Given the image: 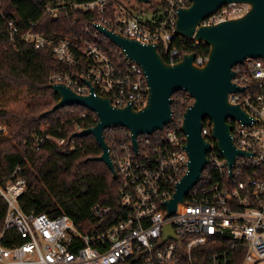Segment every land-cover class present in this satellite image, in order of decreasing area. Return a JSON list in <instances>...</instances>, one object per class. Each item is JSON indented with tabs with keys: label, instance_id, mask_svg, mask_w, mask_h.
<instances>
[{
	"label": "built area",
	"instance_id": "2783aa9c",
	"mask_svg": "<svg viewBox=\"0 0 264 264\" xmlns=\"http://www.w3.org/2000/svg\"><path fill=\"white\" fill-rule=\"evenodd\" d=\"M149 3L146 13L124 0H47L46 14L53 18L76 11L96 14V21L85 24L89 38L51 37L37 31L34 23L23 31L14 18L5 17L3 12L1 15L10 42L22 39L36 48H51L55 63L49 83L65 84L87 95L90 81L95 94L109 97L113 105L131 104L141 109L148 102L150 89L144 68L96 24L143 43L157 44L171 64L195 52V64L204 66L210 50L204 41L176 33L178 11L190 6L191 0ZM250 8L248 2H233L202 24L238 18ZM234 69L233 81L244 90L231 92L229 100L240 104L251 121L229 117L228 122L236 147L245 154L237 155L230 165L213 138L212 120L205 119L203 135L213 143L209 163L175 213L169 214L167 201L174 197L190 160L183 122L194 97L184 90L173 94V120L162 130L140 134L137 147L127 126L105 129L119 198L113 205L96 202L91 207L90 223L81 225L66 213L25 212L20 199L28 184L21 165L0 179V197L8 203L0 228V264H194L196 249L210 242L219 248L210 254L209 264H264V59L248 57ZM89 114L96 121L93 127L99 117L92 110L83 111L82 116ZM85 125L77 124L76 132L86 129ZM46 129L41 128L42 132ZM1 131L6 127L0 122ZM46 140L77 148L73 136L45 132L40 143ZM168 224H172L175 236L165 238ZM217 236L226 239L213 240Z\"/></svg>",
	"mask_w": 264,
	"mask_h": 264
},
{
	"label": "trees",
	"instance_id": "16d2710c",
	"mask_svg": "<svg viewBox=\"0 0 264 264\" xmlns=\"http://www.w3.org/2000/svg\"><path fill=\"white\" fill-rule=\"evenodd\" d=\"M46 4L47 0H0V122L6 127L0 132V179L23 166L28 184L20 199L23 210L53 216L66 213L82 225L93 220L91 207L96 202L113 205L119 198L118 179L105 162L92 158L102 153L96 138L75 135L77 124L85 122L89 128L96 121L92 114L82 116L86 110L71 105L52 110L60 96L48 86L55 63L51 48H36L22 39L10 42L1 12L14 18L21 30L34 23L37 31L51 37L89 38L85 24L98 17L76 11L53 18L46 14ZM46 111L49 114L42 117ZM43 126L57 137H76L77 148L49 140L40 143ZM107 141L110 144L108 136ZM64 148L68 150L63 152ZM7 209L6 199L0 197V228ZM218 248L213 242L197 248L193 263L209 264L210 254Z\"/></svg>",
	"mask_w": 264,
	"mask_h": 264
},
{
	"label": "water",
	"instance_id": "95a60500",
	"mask_svg": "<svg viewBox=\"0 0 264 264\" xmlns=\"http://www.w3.org/2000/svg\"><path fill=\"white\" fill-rule=\"evenodd\" d=\"M150 2V0H139ZM191 5L178 11L177 35L204 41L209 45V59L204 66L195 64L196 53H187L183 60L171 64L160 53L158 45L143 43L123 35L102 24L96 28L111 41L120 46L127 56L138 62L145 70L149 89L147 104L135 109L131 104L119 107L109 97L96 95L95 88L87 81L91 91L79 94L61 83H49V87L59 94L60 99L53 111L67 105H80L97 113L99 120L93 127L86 128L75 135H93L102 153L93 159L105 162L114 177L117 176L111 157L105 129L111 126H127L132 131L134 146H138V136L162 130L173 120V94L184 90L190 92L194 102L185 113L183 130L187 134L185 148L189 154V169L177 184L174 197L167 201L169 214L176 212L179 202L202 176L209 163L208 152L212 141L203 135L204 120L213 122V138L221 154L232 165L236 156L245 154L239 150L232 134L229 117L241 118L250 123L251 119L240 104L229 100V94L244 90L233 81L235 66L248 57L264 59V0H191ZM233 2H248L250 10L243 16L227 19L215 24L202 22L222 7ZM50 111L42 114L45 117ZM175 236L172 224L166 226V236Z\"/></svg>",
	"mask_w": 264,
	"mask_h": 264
},
{
	"label": "rangeland",
	"instance_id": "374dc122",
	"mask_svg": "<svg viewBox=\"0 0 264 264\" xmlns=\"http://www.w3.org/2000/svg\"><path fill=\"white\" fill-rule=\"evenodd\" d=\"M124 1L127 4H129L130 6H132L134 9L139 10V11H144L146 13L149 12L150 7H151L149 2H141L139 0H124ZM73 107L78 108V109H82V110L91 111L87 107L80 106V105H73Z\"/></svg>",
	"mask_w": 264,
	"mask_h": 264
}]
</instances>
